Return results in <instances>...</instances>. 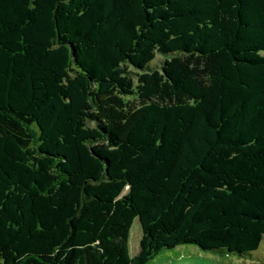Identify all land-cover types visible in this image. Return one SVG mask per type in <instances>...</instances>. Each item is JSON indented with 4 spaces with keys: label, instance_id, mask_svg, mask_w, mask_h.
Returning a JSON list of instances; mask_svg holds the SVG:
<instances>
[{
    "label": "trees",
    "instance_id": "1",
    "mask_svg": "<svg viewBox=\"0 0 264 264\" xmlns=\"http://www.w3.org/2000/svg\"><path fill=\"white\" fill-rule=\"evenodd\" d=\"M263 238L264 0H0V264Z\"/></svg>",
    "mask_w": 264,
    "mask_h": 264
},
{
    "label": "rangeland",
    "instance_id": "2",
    "mask_svg": "<svg viewBox=\"0 0 264 264\" xmlns=\"http://www.w3.org/2000/svg\"><path fill=\"white\" fill-rule=\"evenodd\" d=\"M140 236L141 226L135 219L128 238V251L131 257L139 250ZM148 264H264V238L250 257L204 251L193 244H181L172 249L162 250Z\"/></svg>",
    "mask_w": 264,
    "mask_h": 264
}]
</instances>
